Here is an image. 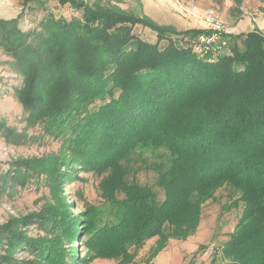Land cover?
<instances>
[{"label":"trees","instance_id":"16d2710c","mask_svg":"<svg viewBox=\"0 0 264 264\" xmlns=\"http://www.w3.org/2000/svg\"><path fill=\"white\" fill-rule=\"evenodd\" d=\"M55 1L78 16L49 15L41 31L27 32L21 17L0 19V46L22 77L33 129L61 141L43 173L50 179L54 167L59 185L93 171L111 193L84 223L64 203L36 219L39 238L0 227V264H28L16 259L26 253L30 264H72L76 251L63 244L83 236L92 260L125 261L170 224L184 234L186 209L222 189L240 218L220 250L231 264H264V36L232 35L227 51L207 60L195 51L203 30L180 32L98 2ZM137 25L154 39L136 35ZM4 126L0 135L13 139ZM15 170L0 179V193L28 181Z\"/></svg>","mask_w":264,"mask_h":264},{"label":"rangeland","instance_id":"374dc122","mask_svg":"<svg viewBox=\"0 0 264 264\" xmlns=\"http://www.w3.org/2000/svg\"><path fill=\"white\" fill-rule=\"evenodd\" d=\"M25 1L0 0V19L11 21L21 17L20 28L27 32L34 29L41 31L40 23L49 15L69 20L78 16L69 5L63 6L55 0L28 5ZM97 2L105 7L119 8L135 17H146L158 26H170L180 32L204 31L200 15L207 9H213L232 35L255 31L264 36V5L259 0H247L242 7L215 0H86L85 4L91 6ZM134 32L146 40L154 39V34L141 25H137ZM12 63L0 46V124L15 134L13 139L0 135V179L4 174L16 173L15 168L18 167L27 171L25 178L28 181L10 193H0V227L15 224L26 232L25 236L39 238L43 229L37 226L42 223H37L36 219L59 209L64 203L69 217H78L84 223L88 212L94 208L101 209L106 201L105 196L111 192L108 187L101 189V178L93 171H77L75 179L59 185L53 177L54 167L48 170L52 173L50 179L43 173V169L53 166L52 158L59 155L61 141L43 135L38 128L33 129L35 124L19 95L22 77L13 70ZM144 179L145 176L142 177ZM233 201L228 190L222 189L217 190L210 199H201L198 205L195 202V206L187 208L183 216L186 227L184 234L174 231L172 228L175 224H170L162 237L155 236L141 248L130 251L125 261L102 257L92 260L93 257L89 256H95V249L84 245L85 236L75 243L66 241L62 248L68 250L71 246L77 252V256L74 253L72 257V264H156L160 262L157 257L162 252L167 254L171 249L169 253L175 250L187 253L189 248L196 247L202 249L195 255L188 254L185 264H231L234 260L224 257L220 249L237 232L240 214L232 206ZM58 218L61 220L63 217ZM173 231L182 234L174 236ZM16 257L28 264L33 263V258L27 253Z\"/></svg>","mask_w":264,"mask_h":264},{"label":"built area","instance_id":"2783aa9c","mask_svg":"<svg viewBox=\"0 0 264 264\" xmlns=\"http://www.w3.org/2000/svg\"><path fill=\"white\" fill-rule=\"evenodd\" d=\"M200 19L204 33L197 37L195 51L202 59L215 60L227 51L232 32L213 9L203 11Z\"/></svg>","mask_w":264,"mask_h":264},{"label":"crops","instance_id":"0c3cea01","mask_svg":"<svg viewBox=\"0 0 264 264\" xmlns=\"http://www.w3.org/2000/svg\"><path fill=\"white\" fill-rule=\"evenodd\" d=\"M199 249H200L199 247H196L195 249H191V248H189V250L187 249L188 250L187 253H185L186 251L181 253L180 250H175L169 253L171 251L170 249V251L166 252L167 254H163L162 252L160 254V257L159 256L157 257V259H159L160 262H156V264H185L187 258H189L187 255L188 254L192 255L194 253H197L199 252ZM170 254H172V256Z\"/></svg>","mask_w":264,"mask_h":264}]
</instances>
